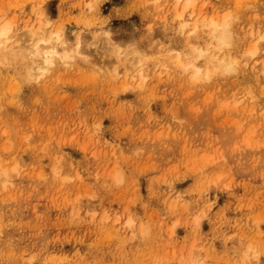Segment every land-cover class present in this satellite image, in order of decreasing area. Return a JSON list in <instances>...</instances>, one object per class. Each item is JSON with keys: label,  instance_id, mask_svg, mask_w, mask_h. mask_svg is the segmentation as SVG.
I'll return each mask as SVG.
<instances>
[{"label": "rangeland", "instance_id": "obj_1", "mask_svg": "<svg viewBox=\"0 0 264 264\" xmlns=\"http://www.w3.org/2000/svg\"><path fill=\"white\" fill-rule=\"evenodd\" d=\"M184 6L0 0V264H264V0Z\"/></svg>", "mask_w": 264, "mask_h": 264}, {"label": "bare ground", "instance_id": "obj_2", "mask_svg": "<svg viewBox=\"0 0 264 264\" xmlns=\"http://www.w3.org/2000/svg\"><path fill=\"white\" fill-rule=\"evenodd\" d=\"M179 0H177V2H178ZM186 2L188 1L189 2V0H185ZM192 1V0H191ZM186 2H184V0H183V3H185V6H186ZM193 3V2H192ZM191 3V4H192ZM190 5V4H189ZM185 6H184V9H185ZM188 6V5H187ZM187 8V7H186ZM182 12H183V10H181L180 12H178L177 13V17H178V19H179V17L180 16H182ZM201 12V11H200ZM199 12V13H200ZM193 12H191L190 14H192ZM198 13V12H197ZM198 13V14H199ZM197 15V14H196ZM175 16V17H176ZM198 16V15H197ZM196 16V17H197ZM202 16V15H201ZM196 17H195V19H196ZM204 17V16H203ZM202 19H204V18H202L201 17V19L199 18V22H201V23H203V26H205V29L204 30H206V28L207 29H209L210 31H212V38H214V40H210L209 42H208V45H212L211 47H206L204 50H202V49H200V50H198V52H199V55H201V56H204L205 55V53H207V55H209V61L212 63V72L214 71L213 69H217V70H222V71H230V70H233V65H236V59H234L233 57H231V56H227V57H225V55H222L221 57H219V54H220V52L222 51V48L223 47H227L228 45H229V43H230V39H231V33L229 32V30L227 29V27H226V21H223L222 23H217V21H215V20H210L209 19V21L207 22V23H205V20H204V22L203 21H201ZM181 20H182V18H181ZM207 21V20H206ZM182 22V21H181ZM184 22V21H183ZM195 22V21H194ZM196 24V23H195ZM194 24V25H195ZM185 25H187L186 23H185ZM180 26H184V25H181L180 24ZM196 26V25H195ZM195 26L193 27V28H195ZM202 26V27H203ZM202 27H201V29H202ZM204 28V27H203ZM183 29V28H182ZM182 29L180 28V32L182 33ZM31 30H33V29H30V31ZM10 31H11V25L10 24H8V23H6V24H4V25H2V26H0V46L1 47H5V45L9 42V40L11 39L9 36H12L14 33H12V34H10L9 35V33H10ZM35 31V30H34ZM50 31V30H49ZM210 31H208V32H210ZM48 32V31H47ZM205 32H207V31H205ZM49 33H51V31L49 32ZM192 33H193V29H192ZM23 34V33H22ZM26 34V33H25ZM32 34V33H31ZM38 34V33H37ZM36 34V35H37ZM53 34V33H52ZM26 35H28V34H26ZM189 35V37H187V38H185L186 39V41H187V39L189 38V40L191 39L190 38V36H191V34H188ZM16 36V35H15ZM31 36V35H30ZM42 36V35H41ZM41 36H40V41L41 42H39V40H38V43H35L34 44V46H33V48L31 49V51L29 50V56H30V65H31V63L33 64H35V65H40L41 63L42 64H49V63H51V62H53L54 61V58H55V56H56V58H57V56H58V58L60 59V60H57V61H60L61 63H67L68 62V57H70L69 55H68V53L66 52V51H62V53L60 54H58V52H60V51H57L58 49H56V42L54 43V42H51V40L53 41H57V39L59 38L58 37V35H54V36H52L51 35V39H49V37H45V38H48V39H45V38H43V36H42V38H41ZM49 36H50V34H49ZM13 37V36H12ZM21 37H22V35H21ZM26 37V36H25ZM192 37V36H191ZM194 38V37H193ZM50 40V41H49ZM189 40L187 41L188 42V45H189V43L193 40V39H191V41L189 42ZM45 43V42H48L49 44H48V46H44L43 45V47H41L42 45H40L39 43H42L43 44V42ZM27 42V41H26ZM193 42L195 43V40L194 41H192L191 43L193 44ZM46 44V43H45ZM186 44V43H185ZM40 45V46H39ZM47 45V44H46ZM183 45V44H182ZM181 45V46H182ZM196 45V44H195ZM7 46V45H6ZM187 47H189V46H187ZM185 48V47H184ZM185 49H187V50H189L190 52H191V50L190 49H188V48H185ZM191 49H192V47H191ZM1 50V49H0ZM25 50H26V47H25ZM128 50H129V48H128ZM187 50H184V51H187ZM193 50V49H192ZM77 51V52H76ZM76 51H74V53H79L78 51H79V49H77ZM131 52V51H130ZM183 52V51H182ZM249 53H247V54H250V56L251 55H253V53L255 52V48H251V50H249L248 51ZM133 53V52H132ZM185 53V52H184ZM187 53V52H186ZM191 53H193V52H191ZM134 54V53H133ZM206 55V56H207ZM2 56V55H1ZM0 56V57H1ZM196 58H198V57H196ZM200 58V57H199ZM198 58V59H199ZM71 59H72V57H71ZM70 59V60H71ZM188 59V58H187ZM194 58H192V59H189V61L188 62H186V63H182L183 65H181V67L183 68L184 67V70L185 71H187L186 69L187 68H191L193 71H194V74H193V76L195 77V79H198V78H200V76L202 75L201 74V70H200V68L202 67L201 66V63H198V61H196L195 62V60H198V59H194ZM39 60H41V62L39 61ZM40 62V64H39V62ZM179 61V63H181V60H178ZM126 62V61H125ZM125 62H123L122 64L123 65H125L124 63ZM200 62V61H199ZM179 65V64H178ZM29 66V65H28ZM127 66H129L128 64L127 65H125V67L126 68H124V69H122V71L125 73V74H128V72H129V69H130V71L132 70V68H130V67H127ZM33 67V66H32ZM116 68V70H117V67H115ZM129 68V69H128ZM206 68V72L203 74V75H205V76H208V73H211V70L208 68V67H205ZM32 69V68H31ZM115 70V71H116ZM192 70H191V72H192ZM31 72V71H30ZM117 72V71H116ZM140 73V72H139ZM142 83V82H141ZM140 84V83H139ZM138 84V85H139ZM129 223V222H128Z\"/></svg>", "mask_w": 264, "mask_h": 264}]
</instances>
